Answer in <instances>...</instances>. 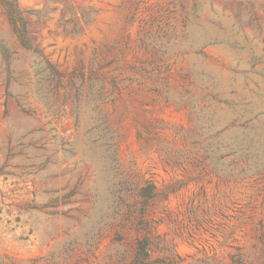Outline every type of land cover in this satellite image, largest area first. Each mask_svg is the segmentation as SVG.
I'll use <instances>...</instances> for the list:
<instances>
[{
  "label": "rangeland",
  "instance_id": "rangeland-1",
  "mask_svg": "<svg viewBox=\"0 0 264 264\" xmlns=\"http://www.w3.org/2000/svg\"><path fill=\"white\" fill-rule=\"evenodd\" d=\"M0 6V264H264V0Z\"/></svg>",
  "mask_w": 264,
  "mask_h": 264
},
{
  "label": "trees",
  "instance_id": "trees-1",
  "mask_svg": "<svg viewBox=\"0 0 264 264\" xmlns=\"http://www.w3.org/2000/svg\"><path fill=\"white\" fill-rule=\"evenodd\" d=\"M0 6L3 7L5 13L8 16L9 22L14 29V32L16 36L18 37V40L20 44L25 48L26 50H33V46L30 43L29 37H28V23L23 17L21 11L18 8L17 1L16 0H0ZM149 243L145 241V243L140 242L139 244V254L140 255L141 250L144 251V249L148 248ZM138 258L134 262V264H138Z\"/></svg>",
  "mask_w": 264,
  "mask_h": 264
}]
</instances>
